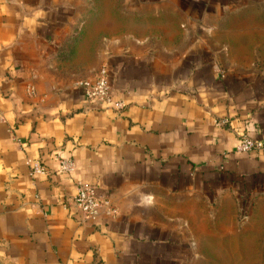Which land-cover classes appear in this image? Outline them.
<instances>
[{
    "label": "crops",
    "instance_id": "crops-1",
    "mask_svg": "<svg viewBox=\"0 0 264 264\" xmlns=\"http://www.w3.org/2000/svg\"><path fill=\"white\" fill-rule=\"evenodd\" d=\"M237 1L119 0L78 44L76 6L0 0V264H186L200 251L191 237L219 219L207 205L221 212L264 188V154L236 151L264 140V80L224 69L199 36ZM141 10L167 15L137 20ZM93 48L121 113L75 87L71 63ZM80 184L117 215L85 219Z\"/></svg>",
    "mask_w": 264,
    "mask_h": 264
},
{
    "label": "rangeland",
    "instance_id": "rangeland-1",
    "mask_svg": "<svg viewBox=\"0 0 264 264\" xmlns=\"http://www.w3.org/2000/svg\"><path fill=\"white\" fill-rule=\"evenodd\" d=\"M63 1L77 8V30L72 31L70 37L78 44L86 37L92 36L91 27L100 24L104 16L112 18L116 15L110 11L116 9L119 2V0ZM237 3L243 9L237 13L209 18L207 21L211 26H215V29L203 30L199 36L213 41L211 46L215 49L224 69L264 80V0H238ZM130 15L127 13L128 17ZM166 15L141 10L136 14V19L154 20L160 16V20H164ZM172 17L177 19L174 13ZM149 31L158 38L169 36L167 32L163 33L165 30L155 28ZM175 31L173 29L170 36L181 37L182 34ZM89 33L91 35H88ZM176 43L174 46L182 47V42ZM73 48L74 46L65 44L61 58L68 60ZM165 48L163 44L159 50ZM97 50L93 48L89 54H78L81 59L72 61L71 69L78 79L87 80L83 78L89 77L93 79L101 69H107V66L101 64V53ZM79 81L81 80L77 82ZM206 211L207 216L216 213L219 217L215 218L219 219L207 220L203 237H195L194 241L191 237V243L197 239L200 241L197 243L200 251L191 252L186 264H264V188L259 187L255 190L247 203L225 205L221 207V212L217 205H207Z\"/></svg>",
    "mask_w": 264,
    "mask_h": 264
},
{
    "label": "built area",
    "instance_id": "built-area-1",
    "mask_svg": "<svg viewBox=\"0 0 264 264\" xmlns=\"http://www.w3.org/2000/svg\"><path fill=\"white\" fill-rule=\"evenodd\" d=\"M75 87L83 93L87 103L95 105L112 103L118 113H121L125 109V103L122 100H114L112 97L109 72L107 69H101L93 79L77 82ZM236 151L238 153L264 154V140L243 137ZM72 170V162H61V172L69 173ZM34 171L36 173H44V169L38 162L34 164ZM73 204L85 219L95 220L101 210L105 208L109 214L113 216L117 215V210L112 207L108 200H103L98 197L96 189L92 186L80 184L77 188V194L73 199Z\"/></svg>",
    "mask_w": 264,
    "mask_h": 264
}]
</instances>
